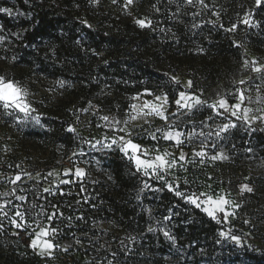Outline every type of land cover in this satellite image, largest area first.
Returning a JSON list of instances; mask_svg holds the SVG:
<instances>
[{
  "label": "rangeland",
  "instance_id": "rangeland-1",
  "mask_svg": "<svg viewBox=\"0 0 264 264\" xmlns=\"http://www.w3.org/2000/svg\"><path fill=\"white\" fill-rule=\"evenodd\" d=\"M95 1L104 2V10L109 8L106 0ZM115 3L120 13H126L134 7V0L131 4H127L126 0H115ZM226 5L227 0H192L190 6L195 12L203 13V23L209 20L211 7L221 9ZM254 5H258L257 0ZM0 10L13 20L19 18V14L12 9L0 6ZM125 13L123 15L126 16ZM247 14L248 10L244 12L241 23L244 25L243 21L247 19V25L256 28V23ZM20 41L19 30L14 31L10 27L5 31L0 28V51L6 54L10 47H18ZM45 47L40 45L39 49L44 51ZM243 53L246 56L242 63L244 75L236 87L226 93L202 100L191 91V80L186 72L180 70L173 79L183 89L173 101H169L164 93L154 91H143L128 97L112 95L116 108L122 102L128 103L127 108L118 114L96 100L83 104L84 96H71L69 91L73 85L59 79L32 75L16 81L15 84L26 93L24 99L30 111L26 116L18 110L5 109L0 105V200L3 206L0 207V264H60L56 257L64 253L72 256L74 262L79 258L76 249L89 253L95 251L99 242L97 229H106L108 226L106 222L94 221L95 216L101 215L102 219H111L110 215L100 214L105 196L108 195L110 201L117 199L125 203L135 197L138 202L142 200L144 206L157 207L158 203L160 207V197H155L154 193L161 192L162 188L173 193L190 210L216 223V244L223 249V253L216 258L205 254L194 256L189 253V249L180 250L175 257H166L172 260L171 264H243L237 258L240 252L264 254V153L261 150L264 148L259 149L252 135L256 129L264 133V47L253 51L244 42ZM4 56H0V69L7 71L12 67L15 72L23 71L22 64L12 63L13 60L6 61ZM256 67L261 68V71H253ZM209 85L211 91L217 88L213 83ZM105 91L104 94L109 92ZM181 92L199 98L201 104L194 105L191 110L179 108L175 101ZM157 96L167 97V103L163 105L166 119L154 114L144 115L149 111L142 107L146 101L162 103L155 99ZM221 99L226 101L228 111L219 106L214 111L211 107ZM102 101L104 104L108 102ZM234 104L241 106L239 119L231 115V105ZM132 105L137 107L134 109ZM204 105L211 110L207 116L194 112L203 109ZM245 108L250 110L247 123L243 119ZM46 114L53 115L59 121V127L65 126L67 132L69 128L74 129L69 132L74 146L66 158H63L65 150L52 142L32 147L25 141L26 129H48L41 118ZM105 116L108 117L107 121L102 119ZM133 116L137 118L133 120ZM223 124L236 126L216 135ZM165 131L180 132L181 143L163 139ZM120 137L139 146L135 155L142 160L155 161L156 156L167 153L166 160L175 163L163 169H147V174L143 167L138 171L135 162L130 159L133 155L131 150L126 155L117 145L111 148L103 146L110 144L113 139L119 142ZM113 151L120 152L133 166V185L137 191L134 197L131 194L126 199V195L115 188L109 168L98 157ZM199 152L205 155H196ZM213 156L223 158L213 160ZM78 168L84 171L83 177L75 175ZM66 171L70 175H65ZM64 180L70 182L63 183ZM180 181L183 187L189 186L196 191L180 189ZM242 186H247L251 191H242ZM189 197L195 198L199 207L191 203ZM209 198L212 203L208 202ZM220 199L228 201L224 205L228 213L226 218L224 211H213L212 216L205 211L206 208L214 210L215 202ZM17 212L23 216H16ZM152 215L157 221V212ZM13 220L20 227L14 226ZM163 222L160 220V223ZM122 228L123 225H119L112 230L110 225L109 231L113 233L109 238L113 240L118 237L119 242L126 245ZM41 229H46L48 235L41 237L39 246L33 248L32 239ZM66 229L74 232L72 240ZM165 231L163 229V233ZM167 238L170 242L174 241L170 233ZM65 240L68 241L67 246H64ZM44 241L51 242L53 247L42 250ZM229 245H234L236 249H230ZM128 251L132 256L122 264H134L137 260V253ZM139 264L149 263L141 261Z\"/></svg>",
  "mask_w": 264,
  "mask_h": 264
},
{
  "label": "trees",
  "instance_id": "trees-1",
  "mask_svg": "<svg viewBox=\"0 0 264 264\" xmlns=\"http://www.w3.org/2000/svg\"><path fill=\"white\" fill-rule=\"evenodd\" d=\"M106 1L109 8L104 10V2L95 0H1L0 6L12 9L19 18L13 20L0 10V28L19 30L21 41L6 54L0 51V56L5 54L6 61L22 64L23 71L15 72L12 67L7 71L0 69V77L13 82L32 75L59 79L73 85L69 91L71 96H84L83 104L96 100L118 114L128 103L122 102L116 108L112 95L128 97L154 91L164 93L173 101L183 89L173 79L180 70L186 72L191 91L202 100L226 93L244 75V42L253 51L264 47V0L258 5H254L255 0H227L224 8L211 7L209 20L203 23V13L192 10L188 0H134L133 9L126 13H120L113 0ZM246 10L256 28L241 23ZM141 19L147 26L137 24ZM40 45L46 46L44 51L39 49ZM210 83L217 88L211 91ZM104 91L109 92L104 94ZM102 100L109 103L104 104ZM210 111L204 105L194 112L207 116ZM41 118L48 129H26L25 141L32 147L52 142L65 150L63 158H66L74 146L72 134L65 126L59 127L53 115ZM252 135L259 149L264 148V133L256 129ZM98 157L109 168L115 188L126 199L131 194L134 197L135 174L129 160L118 151ZM179 183L180 189L196 191ZM154 195L160 197V207L158 203L157 207L144 206L135 197L125 203L117 199L110 201L105 196L100 214L110 215L111 219L95 216L96 223L108 224L106 229H97L99 242L95 251L76 249L78 260L73 262L72 256L64 253L56 257L58 263L122 264L132 256L128 250L137 253L134 264L141 261L171 264L172 260L166 257L173 258L185 249L194 256L205 254L210 258L223 253L216 244V223L190 210L165 188ZM153 212H157V221ZM110 225L112 230L123 225L126 245L118 237L109 238L113 233L109 231ZM163 229L174 238L173 242L164 235ZM66 233L70 234V240L75 236L72 229H66ZM229 246L236 249L234 245ZM237 258L243 264H264V254L243 251Z\"/></svg>",
  "mask_w": 264,
  "mask_h": 264
},
{
  "label": "snow or ice",
  "instance_id": "snow-or-ice-1",
  "mask_svg": "<svg viewBox=\"0 0 264 264\" xmlns=\"http://www.w3.org/2000/svg\"><path fill=\"white\" fill-rule=\"evenodd\" d=\"M113 2H115V0H113ZM132 2H133V0H126L127 4H131ZM188 2L191 3L192 0H188ZM260 2H261V0H257V4H259ZM5 11H7V10H5ZM136 22L141 27L147 26L146 22L144 20H137ZM243 22L245 24H247L248 20L245 19ZM148 23H150V22H148ZM253 71L260 72L261 68L256 67L253 69ZM241 83H243V82H241ZM149 95H151V93H149ZM25 96H26V93L24 92V90L19 88L15 84V82L10 81V80H6L4 77H0V105H2L3 108H5V109L13 108L15 110H18L19 112L24 113L27 116L29 111H30V106L26 103V101L24 99ZM155 99L157 101H162V103L156 104V103H153L151 101H146L142 107H143V109H148L149 111L145 112L144 115L154 114V115L159 116L161 119H166L167 117L165 116L163 105L167 103V97L157 96ZM240 100H241V102L243 101V95L242 94L240 95ZM175 103L179 108L191 110L194 105H200L201 101L199 98L190 97V96H187L185 93L181 92L179 95V98L175 101ZM217 106L225 109V111H228V107L226 106V101L224 99L219 100L217 102V104L211 105V107L213 108L214 111L216 110ZM132 107L135 109L137 106L132 105ZM231 108L233 109L231 111V115L236 116L238 119L241 118L238 115V113L241 110L240 104L231 105ZM249 112H250L249 109H247V108L243 109V119H244L245 123L248 122ZM136 118H137L136 116L132 117L133 120H135ZM102 119L107 121L108 117L105 116V117H102ZM117 123H119V122L117 121ZM125 123H127V121H125ZM235 126H236L235 124H223L222 127L220 128V130L216 133V135H220V132H227L230 127H235ZM68 131L72 132V131H74V129L69 128ZM120 131H124V129H120ZM162 135H163V139H165V140H175L176 143H178V144L181 143V141H180L181 133L178 131H165V132H163ZM153 138H155V136H153ZM113 145H117L119 147L120 151L125 153L126 155L128 154L129 150H131L133 155L130 157V159H132L135 162V165H136L138 171L143 167L145 169V174H147V169H153V170H155L156 168L163 169L167 166H170V163H173V164L175 163V161L169 162L166 160L167 153H165L164 155L156 156L155 161H147V160L140 159L137 155H135L139 146L134 144L131 140H125L124 137H120L119 142L116 139H113L110 144H104L103 146L105 148H111ZM92 147L95 148L96 145L93 144ZM196 155L204 156L205 153L199 152ZM218 158H223V157L222 156H213L212 157L213 160L218 159ZM65 175H70V173L66 171ZM75 175L77 177H83L85 175V173L82 169L78 168V169H76ZM16 179L18 180L19 177H16ZM62 182L63 183H69L70 181L64 180ZM145 187H148V185L145 184ZM244 190L251 191V189L247 188V186H242V191H244ZM45 191H48V189H45ZM177 195H180V194L177 193ZM19 199H22V197H20ZM188 199L191 203L197 204V201L195 198L189 197ZM208 202L212 203L211 198H209ZM227 203H228V201H226L224 199H220V200L215 202L216 208L214 210H210V209L206 208L205 211H207L210 216L213 215V211H224L225 212V218H226L228 213L225 211L224 205H226ZM0 207H3V206L0 205ZM197 207H199V204H197ZM16 216L22 217L23 214L20 212H17ZM49 219H51V217H49ZM12 223L14 226L20 227V224L17 223L16 220H13ZM47 235H48V231L46 229H41L40 231L36 232L35 238L32 239V247L36 248L37 246H39L40 238L47 236ZM164 235L167 237L169 235V233L167 231H165ZM221 235L223 236L224 233H221ZM52 247H53V245L51 244V242L44 241V243L42 245V250L51 249Z\"/></svg>",
  "mask_w": 264,
  "mask_h": 264
},
{
  "label": "built area",
  "instance_id": "built-area-1",
  "mask_svg": "<svg viewBox=\"0 0 264 264\" xmlns=\"http://www.w3.org/2000/svg\"><path fill=\"white\" fill-rule=\"evenodd\" d=\"M0 205H1V200H0ZM9 208L7 207V210H8Z\"/></svg>",
  "mask_w": 264,
  "mask_h": 264
}]
</instances>
